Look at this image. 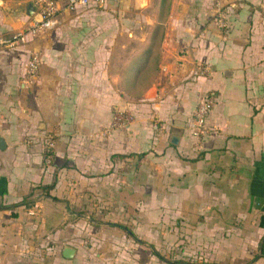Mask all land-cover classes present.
<instances>
[{"label":"crops","instance_id":"crops-1","mask_svg":"<svg viewBox=\"0 0 264 264\" xmlns=\"http://www.w3.org/2000/svg\"><path fill=\"white\" fill-rule=\"evenodd\" d=\"M34 8L0 0V35L24 27ZM158 8L79 4L0 48V264H168L153 251L264 264V0H166L157 70L139 97L125 98L123 78ZM32 52L39 63L27 79ZM208 89L209 130L196 138L188 124ZM118 111L130 119L110 128ZM157 218L179 223L156 232ZM141 219L147 228L131 229L146 243L111 224Z\"/></svg>","mask_w":264,"mask_h":264},{"label":"built area","instance_id":"built-area-1","mask_svg":"<svg viewBox=\"0 0 264 264\" xmlns=\"http://www.w3.org/2000/svg\"><path fill=\"white\" fill-rule=\"evenodd\" d=\"M35 4L34 10L28 19L27 24L8 34L0 35V48H13L24 44L28 37H34L42 34L47 29L51 28L57 21V15L62 10H72L79 4L102 5L105 0H33ZM215 22L219 27H224L225 20L222 15H218ZM39 63V57L36 52H32L26 62L25 76L31 79L36 72ZM207 68L201 62L196 63L195 72L204 74ZM216 93L213 89L205 90L199 101L195 104L191 118L188 124L190 135L199 138L208 133L206 118L215 102ZM130 116L124 111H118L113 115L109 127H121L126 125ZM43 161L49 163L52 156L53 138L50 134H45L43 137Z\"/></svg>","mask_w":264,"mask_h":264},{"label":"trees","instance_id":"trees-1","mask_svg":"<svg viewBox=\"0 0 264 264\" xmlns=\"http://www.w3.org/2000/svg\"><path fill=\"white\" fill-rule=\"evenodd\" d=\"M166 0H159V8H158V15H160L163 6H165ZM160 20V19H159ZM157 21L151 28V31L147 38V43L145 44L144 48L141 51V55L138 60L135 62L133 66V71H129L125 74L122 82V90L120 91L121 95L125 98H136L139 97L143 90L148 86L150 81L152 80L156 70H157V56H158V44L159 40L163 33V26L160 21ZM50 184L46 186L48 188ZM47 194V193H46ZM2 205H0L1 207ZM119 226L126 233L131 236L134 240L140 243H146L141 238H138L131 228L127 227L122 223H111ZM53 226H47V228H52ZM151 246V244H148ZM158 257L164 259L168 264H199V260L190 257V256H179L173 257L171 259L164 258L161 254L157 251H153ZM209 264H222L211 262Z\"/></svg>","mask_w":264,"mask_h":264},{"label":"rangeland","instance_id":"rangeland-1","mask_svg":"<svg viewBox=\"0 0 264 264\" xmlns=\"http://www.w3.org/2000/svg\"><path fill=\"white\" fill-rule=\"evenodd\" d=\"M158 13V9L156 11V20L153 22L154 23H157L156 21H164L165 20V17H166V11H165V6H163V9L160 13V15L157 14ZM164 19V20H163ZM141 28H139L140 30ZM142 30V29H141ZM142 45V44H140ZM132 47H135V44L130 42V43H127L125 44L124 46V51H127V50H131ZM156 210L159 211V209L162 210V207L163 205L162 204H156ZM128 221V220H127ZM146 219H141L139 221H136V222H132L130 223L129 225L126 223V226L128 225L129 228H131V225L133 226L134 229H137L138 227L139 228H142V229H146L147 226H146ZM175 222H178L179 223V220H173V219H161V218H157L155 220H150V223L154 224V228L156 230V232H160V231H163L164 229H167L168 227L170 226H173L175 225ZM140 233V232H139ZM146 242V241H145ZM159 254H161L162 256L164 255H168V257H172V252L170 251H157ZM174 253V252H173ZM158 257V256H157ZM166 257V258H168ZM194 258H198V257H194Z\"/></svg>","mask_w":264,"mask_h":264},{"label":"water","instance_id":"water-1","mask_svg":"<svg viewBox=\"0 0 264 264\" xmlns=\"http://www.w3.org/2000/svg\"><path fill=\"white\" fill-rule=\"evenodd\" d=\"M171 140H175V135L172 136ZM3 147V139L0 137V148ZM64 250H71L68 246L64 248Z\"/></svg>","mask_w":264,"mask_h":264}]
</instances>
